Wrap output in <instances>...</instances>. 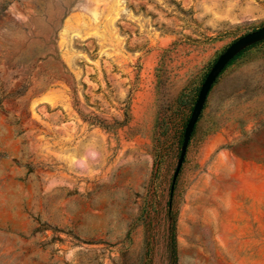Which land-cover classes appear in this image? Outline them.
I'll list each match as a JSON object with an SVG mask.
<instances>
[{"label":"rangeland","instance_id":"obj_1","mask_svg":"<svg viewBox=\"0 0 264 264\" xmlns=\"http://www.w3.org/2000/svg\"><path fill=\"white\" fill-rule=\"evenodd\" d=\"M261 28L264 0H0V264H264V39L172 182Z\"/></svg>","mask_w":264,"mask_h":264},{"label":"water","instance_id":"obj_2","mask_svg":"<svg viewBox=\"0 0 264 264\" xmlns=\"http://www.w3.org/2000/svg\"><path fill=\"white\" fill-rule=\"evenodd\" d=\"M264 39V28L253 31L241 38L237 39L233 42L215 61L210 71L206 75L197 95V99L193 105L190 117L185 125L182 143L180 148V153L177 161V165L173 174L172 182L175 181L182 163L184 161V157L186 154V150L189 144V140L191 138L192 132L194 130L195 124L202 112L204 107L207 95L211 90L213 84L215 83L218 76L222 73L225 67L229 64V62L243 49L246 47L261 41Z\"/></svg>","mask_w":264,"mask_h":264},{"label":"trees","instance_id":"obj_3","mask_svg":"<svg viewBox=\"0 0 264 264\" xmlns=\"http://www.w3.org/2000/svg\"><path fill=\"white\" fill-rule=\"evenodd\" d=\"M56 52V51H55ZM57 54V53H56ZM52 58H54L56 60V63L58 62V64L60 63V65L62 66L63 64L60 62V59L58 57V55H55V56H51ZM64 67V66H63ZM61 75V74H60ZM58 77V79H63L62 76H56ZM64 81V80H63Z\"/></svg>","mask_w":264,"mask_h":264}]
</instances>
